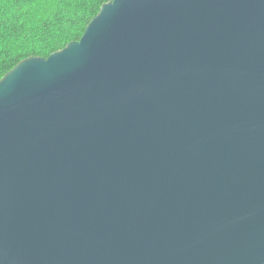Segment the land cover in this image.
<instances>
[{"label": "water", "instance_id": "obj_1", "mask_svg": "<svg viewBox=\"0 0 264 264\" xmlns=\"http://www.w3.org/2000/svg\"><path fill=\"white\" fill-rule=\"evenodd\" d=\"M0 264H264V0H108L9 69Z\"/></svg>", "mask_w": 264, "mask_h": 264}, {"label": "trees", "instance_id": "obj_2", "mask_svg": "<svg viewBox=\"0 0 264 264\" xmlns=\"http://www.w3.org/2000/svg\"><path fill=\"white\" fill-rule=\"evenodd\" d=\"M108 0H0V78L21 59L79 39Z\"/></svg>", "mask_w": 264, "mask_h": 264}]
</instances>
